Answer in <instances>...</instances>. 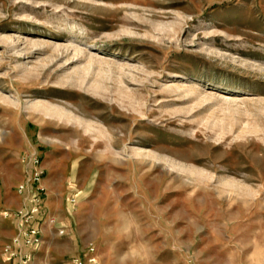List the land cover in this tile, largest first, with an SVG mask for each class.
Instances as JSON below:
<instances>
[{"label":"rangeland","instance_id":"rangeland-1","mask_svg":"<svg viewBox=\"0 0 264 264\" xmlns=\"http://www.w3.org/2000/svg\"><path fill=\"white\" fill-rule=\"evenodd\" d=\"M76 258L264 264V0H0V264Z\"/></svg>","mask_w":264,"mask_h":264},{"label":"built area","instance_id":"built-area-1","mask_svg":"<svg viewBox=\"0 0 264 264\" xmlns=\"http://www.w3.org/2000/svg\"><path fill=\"white\" fill-rule=\"evenodd\" d=\"M26 159H28L29 164H31V166H33L35 169L32 168V173H30L32 177L28 180V182L22 183L20 185V191L24 192L26 189H28L30 191V194H32L31 185L33 183L40 182V179H41L42 174L44 173V170H40L36 168V166L40 164L41 162L40 156L37 153L27 156ZM36 189H43V188L36 187L35 191ZM29 197H31V195ZM33 200H35V198H30V201H33ZM36 212H37V208L30 209L26 207V211L24 212V209H22L20 213L22 214V216H26L25 221H29L33 219ZM39 242H40V231L36 226L32 224L30 226H27L26 228H22L20 235L14 241V246L12 248L14 250L11 251V256L19 255L20 261L25 263L26 261L29 260L30 248L37 246ZM20 247L24 248L25 250L19 251ZM85 254L87 255L88 262L90 263L97 262L95 245L92 244V245L87 246L85 250ZM75 261L78 264H83V261L80 258H76Z\"/></svg>","mask_w":264,"mask_h":264},{"label":"crops","instance_id":"crops-1","mask_svg":"<svg viewBox=\"0 0 264 264\" xmlns=\"http://www.w3.org/2000/svg\"><path fill=\"white\" fill-rule=\"evenodd\" d=\"M21 250H22V251H24L25 249H24V248H22V247H20V248H19V251H21Z\"/></svg>","mask_w":264,"mask_h":264}]
</instances>
